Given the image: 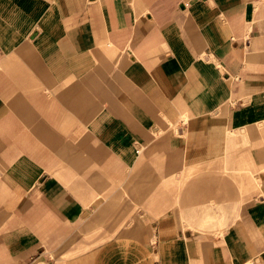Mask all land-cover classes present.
Wrapping results in <instances>:
<instances>
[{
    "label": "crops",
    "instance_id": "crops-1",
    "mask_svg": "<svg viewBox=\"0 0 264 264\" xmlns=\"http://www.w3.org/2000/svg\"><path fill=\"white\" fill-rule=\"evenodd\" d=\"M0 264H264V0H0Z\"/></svg>",
    "mask_w": 264,
    "mask_h": 264
}]
</instances>
